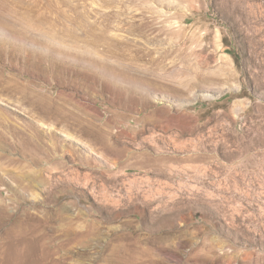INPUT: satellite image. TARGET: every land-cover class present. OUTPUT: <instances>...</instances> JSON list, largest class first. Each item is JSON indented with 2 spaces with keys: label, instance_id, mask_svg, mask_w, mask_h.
<instances>
[{
  "label": "rangeland",
  "instance_id": "374dc122",
  "mask_svg": "<svg viewBox=\"0 0 264 264\" xmlns=\"http://www.w3.org/2000/svg\"><path fill=\"white\" fill-rule=\"evenodd\" d=\"M0 264H264V0H0Z\"/></svg>",
  "mask_w": 264,
  "mask_h": 264
}]
</instances>
